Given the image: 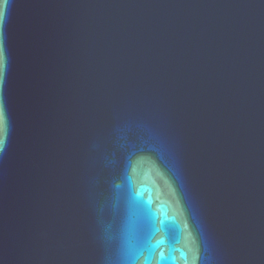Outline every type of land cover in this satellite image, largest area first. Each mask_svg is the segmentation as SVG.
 I'll return each instance as SVG.
<instances>
[{
	"label": "water",
	"instance_id": "water-1",
	"mask_svg": "<svg viewBox=\"0 0 264 264\" xmlns=\"http://www.w3.org/2000/svg\"><path fill=\"white\" fill-rule=\"evenodd\" d=\"M0 8V264H264V0Z\"/></svg>",
	"mask_w": 264,
	"mask_h": 264
},
{
	"label": "snow or ice",
	"instance_id": "snow-or-ice-1",
	"mask_svg": "<svg viewBox=\"0 0 264 264\" xmlns=\"http://www.w3.org/2000/svg\"><path fill=\"white\" fill-rule=\"evenodd\" d=\"M3 3H6V0H0V5H2ZM3 9L0 8V23H2L3 21ZM2 56H3V52H2V48H0V61H2ZM0 78H2V73H0ZM3 121V110L2 107H0V123H2Z\"/></svg>",
	"mask_w": 264,
	"mask_h": 264
}]
</instances>
